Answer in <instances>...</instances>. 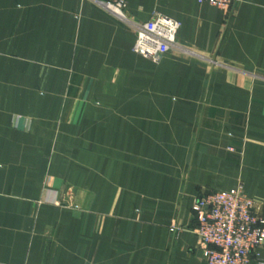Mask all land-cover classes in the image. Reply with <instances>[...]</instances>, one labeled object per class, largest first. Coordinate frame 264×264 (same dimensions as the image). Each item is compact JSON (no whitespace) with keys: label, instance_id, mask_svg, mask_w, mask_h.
<instances>
[{"label":"crops","instance_id":"0c3cea01","mask_svg":"<svg viewBox=\"0 0 264 264\" xmlns=\"http://www.w3.org/2000/svg\"><path fill=\"white\" fill-rule=\"evenodd\" d=\"M103 1L0 0V264H207L202 194L264 216V0ZM156 13L159 62L133 50Z\"/></svg>","mask_w":264,"mask_h":264},{"label":"built area","instance_id":"2783aa9c","mask_svg":"<svg viewBox=\"0 0 264 264\" xmlns=\"http://www.w3.org/2000/svg\"><path fill=\"white\" fill-rule=\"evenodd\" d=\"M197 1L229 10L239 0ZM102 5L125 18V0H107ZM180 25L179 21L159 13L144 23H136L134 52L159 62L177 47ZM193 210L199 221L202 258L207 264H251L256 250L264 245V216L256 212L254 200L243 187L206 192L198 198Z\"/></svg>","mask_w":264,"mask_h":264},{"label":"rangeland","instance_id":"374dc122","mask_svg":"<svg viewBox=\"0 0 264 264\" xmlns=\"http://www.w3.org/2000/svg\"><path fill=\"white\" fill-rule=\"evenodd\" d=\"M233 188H235V187H233ZM230 189H232V188H230ZM174 230V229H173ZM197 230H198V228H197ZM196 233H197V231H196ZM197 236H198V233H197ZM198 239H199V236H198ZM199 246H200V248H201V245H200V239H199Z\"/></svg>","mask_w":264,"mask_h":264}]
</instances>
